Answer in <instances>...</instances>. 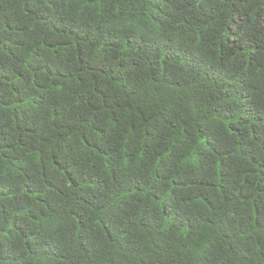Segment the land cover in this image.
I'll list each match as a JSON object with an SVG mask.
<instances>
[{
	"label": "trees",
	"instance_id": "trees-1",
	"mask_svg": "<svg viewBox=\"0 0 264 264\" xmlns=\"http://www.w3.org/2000/svg\"><path fill=\"white\" fill-rule=\"evenodd\" d=\"M0 264H264V0H0Z\"/></svg>",
	"mask_w": 264,
	"mask_h": 264
}]
</instances>
